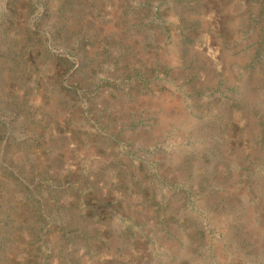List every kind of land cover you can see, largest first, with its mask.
<instances>
[{
    "label": "rangeland",
    "instance_id": "rangeland-1",
    "mask_svg": "<svg viewBox=\"0 0 264 264\" xmlns=\"http://www.w3.org/2000/svg\"><path fill=\"white\" fill-rule=\"evenodd\" d=\"M0 264H264V0H0Z\"/></svg>",
    "mask_w": 264,
    "mask_h": 264
}]
</instances>
